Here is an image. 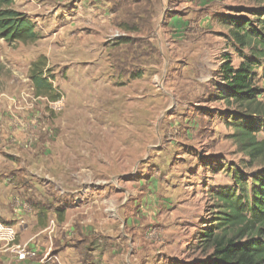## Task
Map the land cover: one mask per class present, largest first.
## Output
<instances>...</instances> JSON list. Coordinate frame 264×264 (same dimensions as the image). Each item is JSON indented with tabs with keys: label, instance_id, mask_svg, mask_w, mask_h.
I'll use <instances>...</instances> for the list:
<instances>
[{
	"label": "rangeland",
	"instance_id": "obj_1",
	"mask_svg": "<svg viewBox=\"0 0 264 264\" xmlns=\"http://www.w3.org/2000/svg\"><path fill=\"white\" fill-rule=\"evenodd\" d=\"M207 1L13 0L39 37L26 44L0 38V139L15 142L16 182L33 207L53 196L66 208V231L71 225L85 235L86 264H93V226L101 224L102 249L114 254L105 251L96 264L202 259L194 236L213 215L211 191L232 184L230 168L248 179L256 168L232 138L239 108L219 98L217 72L225 55L233 66L242 59L222 18L249 17L264 2ZM121 22L139 32L127 33ZM41 55L56 101L34 94L29 67ZM256 74L264 102V64ZM139 188L147 211L157 199L170 203L155 244L147 220L137 230L127 222ZM175 198L187 203L174 205ZM174 232L185 242L175 243Z\"/></svg>",
	"mask_w": 264,
	"mask_h": 264
},
{
	"label": "trees",
	"instance_id": "obj_2",
	"mask_svg": "<svg viewBox=\"0 0 264 264\" xmlns=\"http://www.w3.org/2000/svg\"><path fill=\"white\" fill-rule=\"evenodd\" d=\"M127 1L134 4L137 0ZM12 4L13 0H0V38L10 43L35 42L39 35L34 22ZM247 12L249 17L239 14L222 18L242 59L237 66L231 64L228 55L222 59L217 72L222 83L218 96L239 108L231 118L232 138L238 150L246 153L248 165L256 168L249 179L230 168L232 184L211 191L213 215L194 236L195 247L203 251L204 257L188 264H264V139L257 137L264 130V102L263 91L255 85L256 69L264 64V6ZM119 26L127 33L139 32V28L126 22ZM49 71L47 58L41 55L30 64L29 78L35 96L56 101L60 94L46 76ZM64 211V208L57 210L59 220Z\"/></svg>",
	"mask_w": 264,
	"mask_h": 264
},
{
	"label": "crops",
	"instance_id": "obj_3",
	"mask_svg": "<svg viewBox=\"0 0 264 264\" xmlns=\"http://www.w3.org/2000/svg\"><path fill=\"white\" fill-rule=\"evenodd\" d=\"M108 9V6L103 9L107 15L109 14ZM14 144L15 142L8 141L7 138L0 139V148L2 149L0 151V220L13 224L17 230L20 244L33 248L37 254L34 258L19 261L10 250L0 245V264H86L82 258L84 251L90 250L88 247H83V241L86 237L85 235L82 237L80 232L74 231L71 225H69V230L66 231L65 218L67 214L64 212L63 218L59 220L57 216V210L60 209L58 200L53 196H51L50 201L43 198V201H47V206L39 205L37 207L36 205L33 207L24 193V187L16 182V177L21 173L22 168L15 160L20 154L16 150L13 151ZM40 169V167L35 168L36 171ZM41 187L42 189H48L46 185ZM132 188L129 186L127 191ZM142 194L140 188L136 189L134 194L136 196L129 201L132 204L128 203V208L121 206V210L124 211L127 208L125 212L128 216L127 222L130 223L132 219L134 222L132 228L136 227V230L138 227H142V223L147 220V225H150L149 228L153 229L155 234L154 238H148L155 244L158 242L156 238L161 236V234L159 235L162 222V218H160L161 210L167 203H170L165 202L162 198L157 199L154 201L155 207L157 204L156 209L153 212L147 211L145 209L146 202L140 199ZM173 202L174 205H178V203L185 204L186 201L178 202L175 198ZM64 209L66 210V208ZM168 219L169 222H173V215L172 217L168 216ZM95 226H93V264L97 263V259L105 251H107L108 256L114 254L113 249H102V246H104L105 224ZM174 234L173 238L178 240L175 243L179 244V240H181V243L185 242V238H179L181 237L180 232H174ZM133 235L135 234L128 236L129 250L133 243Z\"/></svg>",
	"mask_w": 264,
	"mask_h": 264
},
{
	"label": "built area",
	"instance_id": "obj_4",
	"mask_svg": "<svg viewBox=\"0 0 264 264\" xmlns=\"http://www.w3.org/2000/svg\"><path fill=\"white\" fill-rule=\"evenodd\" d=\"M0 245L10 250L19 261L34 258L37 254L33 248L20 244L17 230L13 224L2 220H0Z\"/></svg>",
	"mask_w": 264,
	"mask_h": 264
},
{
	"label": "bare ground",
	"instance_id": "obj_5",
	"mask_svg": "<svg viewBox=\"0 0 264 264\" xmlns=\"http://www.w3.org/2000/svg\"><path fill=\"white\" fill-rule=\"evenodd\" d=\"M105 137V136H104ZM107 138V137H106Z\"/></svg>",
	"mask_w": 264,
	"mask_h": 264
}]
</instances>
